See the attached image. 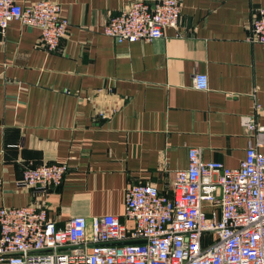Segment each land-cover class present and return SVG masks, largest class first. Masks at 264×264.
I'll return each mask as SVG.
<instances>
[{"label": "crops", "instance_id": "obj_1", "mask_svg": "<svg viewBox=\"0 0 264 264\" xmlns=\"http://www.w3.org/2000/svg\"><path fill=\"white\" fill-rule=\"evenodd\" d=\"M50 1L68 22L56 50L15 20L0 33V207L40 202L16 182L25 166L41 163L67 166L41 198L57 226L74 215L122 220L127 185L169 194L189 147L204 161L238 165L247 143L240 116L264 126V43L246 39L264 0H177L175 28L121 43L101 26L130 0ZM195 73L206 75V89L192 87ZM98 89L112 93L109 118L94 115L106 106L90 99Z\"/></svg>", "mask_w": 264, "mask_h": 264}, {"label": "built area", "instance_id": "obj_2", "mask_svg": "<svg viewBox=\"0 0 264 264\" xmlns=\"http://www.w3.org/2000/svg\"><path fill=\"white\" fill-rule=\"evenodd\" d=\"M180 17L177 0H130L101 26L116 43L160 38ZM38 29L37 43L57 49L68 22L60 4L35 0L22 5L0 0V33L9 21ZM246 39L264 43V6L254 10ZM192 87L204 90L207 78L195 73ZM112 93L94 90L100 98L97 118L116 111ZM259 108L254 104V111ZM247 143L234 168L204 161L189 147L187 165L175 170L170 193L151 183L127 185L120 220L113 214L85 218L74 215L57 226L41 198L58 186L63 162L25 166L16 185L32 190L40 202L0 207L1 264H264V126L254 114L240 116Z\"/></svg>", "mask_w": 264, "mask_h": 264}]
</instances>
